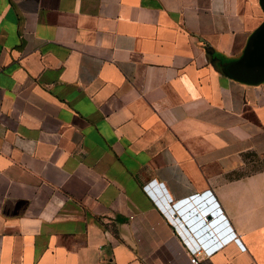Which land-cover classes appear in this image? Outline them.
<instances>
[{"label": "crops", "instance_id": "0c3cea01", "mask_svg": "<svg viewBox=\"0 0 264 264\" xmlns=\"http://www.w3.org/2000/svg\"><path fill=\"white\" fill-rule=\"evenodd\" d=\"M263 19L259 0H0V264H188L224 237L200 264H264V170L242 172L264 80L228 71ZM209 196L223 218L201 226L186 206Z\"/></svg>", "mask_w": 264, "mask_h": 264}, {"label": "water", "instance_id": "95a60500", "mask_svg": "<svg viewBox=\"0 0 264 264\" xmlns=\"http://www.w3.org/2000/svg\"><path fill=\"white\" fill-rule=\"evenodd\" d=\"M259 3L264 12V0H259ZM228 71L234 79L242 82L256 84L264 80V19L250 35L241 58L233 62L229 66ZM200 200L201 198L196 197L191 202H188L186 206L190 212L197 213L195 219L198 220L199 225L204 226L205 221L203 216L211 207L215 208L214 212L216 218L210 220V214L205 217L206 220H209L211 225L216 224L217 220L223 218L216 209L212 197L209 196L208 198V202H211L209 206H207L206 202L201 203Z\"/></svg>", "mask_w": 264, "mask_h": 264}, {"label": "built area", "instance_id": "2783aa9c", "mask_svg": "<svg viewBox=\"0 0 264 264\" xmlns=\"http://www.w3.org/2000/svg\"><path fill=\"white\" fill-rule=\"evenodd\" d=\"M210 197H212V196H210ZM213 200H214V198H213ZM184 202L185 201L177 202V203H174L172 206L169 205V203L165 202V208L163 207L162 209L166 213L169 220L173 221V220L178 219L177 216H174V213L176 212L175 209H177V207L179 205H182ZM214 203L216 205V209L220 212V209L217 207V202L214 201ZM212 208H214V207H211L207 213L210 212L213 216H215V212L213 210H211ZM177 210L179 211V209H177ZM205 217H206V215L203 216L204 221L206 220ZM211 220H213V218ZM226 238L227 237H224L221 240L225 241ZM221 240H219L218 243H216L215 245H211V246H208L207 244L202 243V239H198L196 241H193V243L188 245V248L186 251L187 257H188V264H200L201 261L204 260L205 258H208L211 255V253L216 248H218V246H221V244H222Z\"/></svg>", "mask_w": 264, "mask_h": 264}, {"label": "rangeland", "instance_id": "374dc122", "mask_svg": "<svg viewBox=\"0 0 264 264\" xmlns=\"http://www.w3.org/2000/svg\"><path fill=\"white\" fill-rule=\"evenodd\" d=\"M248 164L242 172H253L264 170V155L250 154Z\"/></svg>", "mask_w": 264, "mask_h": 264}]
</instances>
